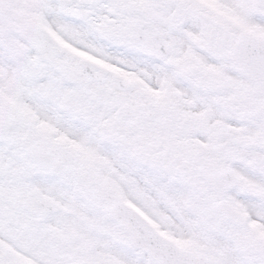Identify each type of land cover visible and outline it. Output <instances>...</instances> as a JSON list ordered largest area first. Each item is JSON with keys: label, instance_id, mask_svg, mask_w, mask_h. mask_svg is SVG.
I'll list each match as a JSON object with an SVG mask.
<instances>
[{"label": "flooded vegetation", "instance_id": "1", "mask_svg": "<svg viewBox=\"0 0 264 264\" xmlns=\"http://www.w3.org/2000/svg\"><path fill=\"white\" fill-rule=\"evenodd\" d=\"M155 1L40 0L41 19L17 23L7 16L0 0V32L17 41L14 51L9 52L34 56L32 70L37 73L32 74L37 81L22 87L17 95L28 106L29 119L21 109H8L6 97H0L3 144L5 139L17 144V151L5 158L9 178L0 183V235H11L12 239L0 238V253L8 254L0 259L4 264H66L64 254L67 264H89L88 259L95 250L102 255L98 259L101 264H133L134 253L145 257L148 264H154L145 253L132 248L126 232L109 217L108 204L112 198L132 204L153 229L181 249L202 253L223 264V246L230 243L239 264H264V203L258 206L257 194L251 191V180L264 176V96L255 91L232 63L233 44L229 52L223 48L219 61L213 58L216 62L212 64L213 47L209 43L197 47L196 52L202 56L190 55L192 58L186 66L170 64L181 73L178 81L169 78L170 82L163 84L161 79V85L155 88L156 77H151L146 57L149 64H158L161 68L167 61L149 57L134 37L138 33L142 38L154 39L156 35L164 38L157 29L175 26L173 18L164 20L162 13L167 11L166 4ZM185 3L200 5L198 0ZM228 22L229 31H233V19ZM38 25L43 30L45 61L22 33ZM168 38H164L167 43ZM83 61L85 66L81 68ZM54 64L63 70H56ZM87 69L94 70L89 73ZM132 69L142 70L140 76L145 87L135 88L128 76H132ZM158 74L162 76L160 71ZM133 90H140L146 97L138 106L131 95ZM126 93L131 96H125ZM192 93L195 100L190 99ZM150 94L159 101L152 100ZM38 100L47 104L49 126L53 111L62 123L67 121L73 126L70 133L62 132L69 139L86 126H100L106 131L105 138L122 139L125 144L122 153L130 152L133 156L137 185L142 186L140 193L135 191V200L128 201L124 186L118 195L101 186H88L89 196L101 201L90 204L93 209L87 212L78 209L79 206L65 205L58 194L53 197L45 191V178L57 185V180L76 174L72 173L73 159L66 174L54 177L28 153L25 141L41 136L36 122ZM184 101L190 102L185 105ZM218 107L237 119L228 123L224 136L218 135L216 125L206 130L208 123L203 119L213 118V109ZM48 139L53 148L52 126ZM56 145L68 149L66 143ZM257 149L261 154L252 157ZM50 153L54 156V148ZM222 166L229 167L236 183L233 190L224 193L222 200L243 216V221L237 224L219 211L220 199L206 181L209 172ZM146 170L149 174L145 178ZM1 172L2 167L0 175ZM143 187L150 193L151 201L142 191ZM180 195L183 200L176 201L174 196ZM45 197L56 206L49 204ZM148 202L151 205L154 202V214L143 205ZM97 212H102L113 232H100L96 225L99 223L94 221ZM70 226L73 228L67 231ZM82 227L101 233L102 244L89 237L84 239ZM246 245L252 246L255 258L245 257ZM7 246H12V253ZM123 253L126 260L117 257Z\"/></svg>", "mask_w": 264, "mask_h": 264}, {"label": "rangeland", "instance_id": "2", "mask_svg": "<svg viewBox=\"0 0 264 264\" xmlns=\"http://www.w3.org/2000/svg\"><path fill=\"white\" fill-rule=\"evenodd\" d=\"M2 1L5 5V10H7L6 14L12 21L18 23L22 20L27 23V21L41 19L40 0ZM185 2H187V0H157L156 2L157 4H166L167 11L162 13L164 20L166 21V19L173 18L175 26L172 27L173 30L171 28L161 27L160 25L157 29L161 36L165 39L168 37V39H170L168 40V45L170 46L168 59L163 67L161 68L158 64L155 66L149 64L150 60L146 57V66L150 70L151 77L154 79L156 77L157 79L153 82L155 88L161 85V79L163 84L169 83L170 80L178 81L181 73L170 64L173 63L178 66H186L189 59L192 58L190 55L199 54L196 50H198L200 46H207L209 43L210 47H213L210 51V64H212L216 62V60L219 61V54L223 48H225L227 52L230 51L229 46L233 44V40L238 34H242V32L246 31L264 36V0H198L200 5H185ZM202 3L205 6H203ZM228 19H233V21L238 24L235 25L234 22L231 23L233 26L232 28L234 29L233 31H229L230 27L227 26L229 23ZM1 28L2 21H0V29ZM10 35L13 36L12 33ZM223 42L226 44L225 46L222 44ZM15 43H17V41L14 38H11L10 36L4 37L2 32H0V97H6V100L8 101L6 104L8 109H21L25 114V117L29 119L30 114L27 110L28 106L21 100L22 98L17 95L22 92V87L25 88L29 83L33 84L37 81V79H33L32 75L37 74L32 70L34 65L33 61L36 60L34 59V56L29 53L26 55L19 54L20 52L18 55L16 54L17 52L10 53V49L14 51L13 45H15ZM196 44L199 46H196ZM135 51L138 50L135 49ZM213 58H216V60ZM197 60L200 62L199 59ZM136 62L138 64L140 63L139 61ZM168 68L172 69V72L168 71ZM159 71L162 76L158 74ZM142 73L143 72L140 69H132V76L128 75L133 81L135 88L145 87V82L141 79ZM179 82L178 85H180ZM194 84L195 80H193V85ZM186 90L189 92L188 88H186ZM132 92L133 94L131 95L135 98L134 101L136 106H138V103H142L146 100V97L143 96V93L140 92V90H133ZM158 93H160V91ZM131 95L126 93L125 96L129 97ZM150 95L152 100L159 101L158 98L155 99L152 94ZM140 96L141 98L139 99ZM194 98L195 95L192 93L190 99L195 100ZM190 101H184V104L187 105ZM217 101L218 99H216V106ZM36 105L38 107L36 122L39 124L41 135L48 137V133L51 132L52 126L53 140L57 143H66V147L71 151V157H73L72 173L76 174L75 177H66L63 181L57 180V185L56 182L45 178V191H47L48 194H51L53 197H56L58 194V199L64 201L65 205H73L74 207L79 206L78 209L87 212L92 211L93 209V206H90V204L96 202L99 203V201H101L100 199L91 198L89 196V189H87L88 186H101L107 191L113 190L117 195L124 186L128 193V201L131 202L132 199H136L135 191L137 190V193H140L142 186L140 187L137 185L138 182L132 161L133 156L130 152L128 154L122 153V149L125 146L122 139L116 141V138H112L111 136L105 138V130L103 131L100 126H86L85 130L82 129V132L78 135H76L75 132L70 135L73 139H69L67 136L63 135L62 132L70 133L73 131V126L67 121L62 123L60 116L56 115L55 111L50 115L51 126H49L46 122L49 118L46 113L47 104L38 100ZM213 111V118L203 117L208 123V128H206V130H208L209 127L211 129L216 125L218 135L224 136L226 133L225 130H228V123L235 121L236 118L229 117L226 111H223L220 107L217 109L214 108ZM3 140L2 134H0V167H2L3 171L0 175V183H2L1 181L5 182V180L9 178V176H7L9 171L4 167L5 158L11 155V153L13 154L17 151V144H15L14 141L9 142V139H5L6 144L4 145ZM257 151H259V149L255 151L252 157L261 154ZM146 171L147 175H143L145 178L149 174L148 170ZM90 175L94 176L91 177ZM251 181L253 182V185L251 186L253 187V190L251 191L257 194L256 203L259 206L264 203V176L260 175L259 178L254 177ZM73 190L75 191L74 193ZM180 190L182 189L180 188ZM142 191L145 192L144 187ZM145 193L149 195V201H151L152 197L150 196V193L147 191ZM174 197L176 201L183 200L181 195L180 197ZM143 205L154 214L153 208H156L154 202L153 205H151L150 202H148V204L143 203ZM94 221L99 223L96 225L100 227V232H104L105 234L113 232L110 229L112 225L109 226V223L104 220L102 212L96 213ZM72 228V226L68 227L67 231ZM82 229H84L83 232L86 235L84 239L91 238L95 242H101V239H103L101 233L96 232L95 230L93 231L90 228L86 230L84 227H82ZM0 236H2L0 238L6 237L8 241H12L11 235L4 234ZM7 247L9 248L8 251L12 253V246ZM226 247H228L227 252L225 250ZM223 249L224 254L222 255L223 257H221V260L224 262L223 264H239L238 260H236V256H234L232 252L230 243L224 244ZM197 250L199 251L200 249ZM209 250L210 249H208L207 253ZM245 250V257L251 260L254 257L253 251H251L252 246L246 245ZM95 251L92 252L88 259L89 264H101L98 259H101L102 255L100 256ZM203 251L206 254V250ZM124 255L125 253L121 255L119 254L117 257L126 260V258H123ZM7 256L8 254L6 252L0 253V259H5ZM67 261L66 254H64V262L66 264ZM132 262L133 264H148V262L145 261V257L135 253L132 256ZM4 263L5 262L0 260V264Z\"/></svg>", "mask_w": 264, "mask_h": 264}, {"label": "water", "instance_id": "3", "mask_svg": "<svg viewBox=\"0 0 264 264\" xmlns=\"http://www.w3.org/2000/svg\"><path fill=\"white\" fill-rule=\"evenodd\" d=\"M28 31L30 35L27 37V41L36 49L40 58L45 61L42 28H30ZM135 37L141 42V46L148 55L159 59L166 58L168 46L162 39L157 36L154 39H143L138 33H135ZM234 43L232 60L236 68L255 87L256 92L264 96V37L244 33ZM84 64L85 62L80 67H84ZM54 67L57 70H63L60 65L54 64ZM93 70L87 69L89 73ZM48 143L49 141L44 138L37 137L34 142L28 143L29 154L36 157L43 169L50 173L54 175L65 173L69 169L70 158L68 153L66 151L62 153L54 151V156H52L47 147H37V145ZM35 147L38 150H35ZM55 149L60 150V148ZM206 181L218 198L222 197L227 189H232L236 185L228 166L218 167L209 172ZM218 205L227 219L234 223L240 221V215L229 204L221 201ZM109 209L111 217L128 233L132 246L145 251L157 264H218L213 260L206 259L203 255L185 252L173 246L169 239L162 237L152 229L134 208L123 203L118 207L110 203Z\"/></svg>", "mask_w": 264, "mask_h": 264}]
</instances>
